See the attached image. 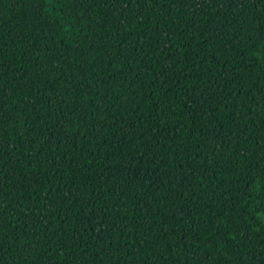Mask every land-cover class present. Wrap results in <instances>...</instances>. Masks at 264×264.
<instances>
[{"label":"trees","instance_id":"trees-1","mask_svg":"<svg viewBox=\"0 0 264 264\" xmlns=\"http://www.w3.org/2000/svg\"><path fill=\"white\" fill-rule=\"evenodd\" d=\"M0 264H264V0H0Z\"/></svg>","mask_w":264,"mask_h":264}]
</instances>
